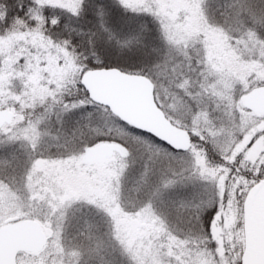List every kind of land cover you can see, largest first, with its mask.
<instances>
[{
  "label": "snow or ice",
  "instance_id": "6c2138e0",
  "mask_svg": "<svg viewBox=\"0 0 264 264\" xmlns=\"http://www.w3.org/2000/svg\"><path fill=\"white\" fill-rule=\"evenodd\" d=\"M0 264H264V0H0Z\"/></svg>",
  "mask_w": 264,
  "mask_h": 264
}]
</instances>
